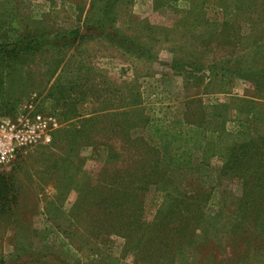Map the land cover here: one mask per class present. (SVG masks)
Here are the masks:
<instances>
[{
    "label": "rangeland",
    "instance_id": "obj_1",
    "mask_svg": "<svg viewBox=\"0 0 264 264\" xmlns=\"http://www.w3.org/2000/svg\"><path fill=\"white\" fill-rule=\"evenodd\" d=\"M160 1L165 4L117 0L115 24H108L104 37L84 40L61 53L50 48L34 55L0 54V119L17 118L33 104L36 111L62 122L63 135L82 131L83 125L91 133L80 136L75 148L67 146L65 136L55 137L53 144L28 148L0 168V176L17 197L11 211L0 207V258L7 259V264H68L55 254L30 257L31 250H45L44 240L50 232V241L60 250L70 251L68 258L79 259L81 264H264V242L251 238L250 233L245 232L238 241L227 239L226 232L216 235L219 237L205 236L200 229L195 230L194 221H186V235L180 237L175 231L172 248L167 250L170 240L162 236L155 237L152 248L129 245L109 228L115 226L116 219L105 225L100 220L97 204L108 194L112 176L144 165L151 167L157 160L166 166V157L142 147L140 141L137 152L129 153L148 116L199 122L204 118L209 128L211 152L203 157L204 167L183 187L187 188L186 197L215 185L227 149L241 144L248 133L243 127L258 125L264 135V88L252 83L264 75V54L256 57L250 50L253 43L246 40L236 49L222 44L225 36L210 42L215 22L225 17L214 1L205 5L204 17L188 18L194 24L190 27L185 23L189 33L182 22L191 1ZM101 3L0 0V42H12L31 29L53 36L87 26ZM254 32L264 50V31ZM239 51L245 55L242 62L236 60ZM224 67L233 71L219 70ZM218 103L228 105L224 126L211 118L224 110L216 106ZM247 108L252 114L247 116L249 123L242 125L236 117ZM117 125L130 126L126 132L131 140L115 139ZM89 142L92 145L87 147ZM69 150L75 153L69 156ZM174 177L180 180L186 176L177 171ZM141 188H147L140 195L145 208L141 226L152 229L166 194L152 184H142ZM222 189L241 195L235 183L226 181ZM115 208L116 204L110 207L112 211ZM20 248L26 251L24 255L13 258Z\"/></svg>",
    "mask_w": 264,
    "mask_h": 264
},
{
    "label": "trees",
    "instance_id": "obj_2",
    "mask_svg": "<svg viewBox=\"0 0 264 264\" xmlns=\"http://www.w3.org/2000/svg\"><path fill=\"white\" fill-rule=\"evenodd\" d=\"M116 1L102 0L99 11L88 21V23L90 21L92 23L87 26L65 30L53 36L39 34L31 29L12 42H0V54L6 56L34 55L43 53L45 50H51L50 48L61 53V50L70 48L76 43L81 44L84 40L102 38L104 37L103 33L107 32L108 24H115L116 16L113 12ZM190 1L191 9L185 13L184 23L182 22L184 29H187V25L194 26L188 18L197 20L200 19L201 15L204 17L205 5L214 1L213 5L220 8L225 17H223V21L219 19V22H215V30L212 32L210 42L215 37L217 39V36H225L227 43L224 41L222 44H227L236 49L246 40L245 42L254 44L250 50L256 57L263 56L262 51L264 50L255 37L257 32L254 31L259 30L261 34L264 31V0ZM156 2L165 4V1L156 0ZM97 15L99 16L95 17ZM186 22L187 25H185ZM180 28L182 29V26ZM243 31L245 34H242ZM248 37L249 40L253 41L249 42ZM134 43L130 42L129 44L138 47L136 42ZM241 53L239 51L240 55L236 58L237 62L245 60V55H241ZM229 59L232 60L231 56ZM219 70L228 71L229 69L224 67ZM229 71L232 72L233 70ZM252 83L264 88V75L262 77L257 76ZM216 106L224 110L214 114L211 118L224 126L227 119L223 113L228 111V105L218 103ZM250 114H252L251 108L241 109L236 119L242 125H246L249 123L247 116ZM86 121L89 122L90 120ZM203 121L204 118L199 122L182 117L160 118L155 116H148L144 121L143 132L140 134V138H134V145L129 147V153L133 155V152H137L138 141H140L142 147L157 151L166 157V166L163 167L157 160L151 167L144 165L139 170L125 171L119 176H112L108 194L103 195L97 204L103 225L116 219L115 226L109 228L112 229V233L122 235L129 245L137 243V245H149L152 248L155 237L162 236L170 240L166 243L167 250H170L172 248L170 243L172 235H175V231H179L180 237L185 236L187 225L184 223L191 220L194 221L195 230L200 229L205 236H216L226 232L227 239L238 241L246 232L250 233L251 238L255 236L264 242V135L257 128L258 125L255 128L243 127L248 131V133H244L243 142L227 149L224 159H222L223 164L217 174V181L213 187L193 193L191 196L186 197L184 195L187 188L183 189V187L187 186L186 183L190 176L199 173L204 167L203 157H207L211 152L207 140L209 128ZM86 127L88 126H80L82 131H68L66 136L61 133L62 128H60L54 134L51 144L54 143L55 137L65 136L64 141L68 147H78L80 136L91 134L89 131H85L84 128ZM126 129H130V126H127ZM126 129L122 125H117L114 133L115 139H119L120 142L121 140H131ZM217 131H221L220 128ZM90 142L86 144L87 147L92 145ZM125 143L128 144V142ZM72 153H75V150H69V156ZM113 154L114 150L110 154L108 153L107 163L111 161ZM177 171L184 172L186 177L180 180L176 179L174 174ZM226 181L238 184L241 195H231L230 192L224 191L222 188ZM4 183H6L5 187L3 186ZM7 183L0 176V187H4V189H0V207L4 211H11V206L16 203L17 197L15 191L9 188ZM142 184H152L157 187L158 191L166 194L163 207H160L156 212L151 225L152 229L141 226L145 208L144 203L140 200V195L147 190V188H141ZM110 204L111 206L116 204L114 211L110 209ZM185 213H187V218L184 217ZM50 234L51 232L47 233L44 240L45 250H31L30 257L36 258L40 254H55L61 262L81 264L79 259L68 258L71 254L70 251L60 250L57 243L50 241ZM142 236H146L145 243L142 241ZM144 247L142 249H145ZM149 251L150 249H148ZM25 252L24 248H20L12 254L13 258L21 259ZM7 262V259L0 258V264H7Z\"/></svg>",
    "mask_w": 264,
    "mask_h": 264
},
{
    "label": "built area",
    "instance_id": "obj_3",
    "mask_svg": "<svg viewBox=\"0 0 264 264\" xmlns=\"http://www.w3.org/2000/svg\"><path fill=\"white\" fill-rule=\"evenodd\" d=\"M62 122L53 115L42 114L27 105L17 118L0 119V168L11 164L28 148L49 145Z\"/></svg>",
    "mask_w": 264,
    "mask_h": 264
}]
</instances>
